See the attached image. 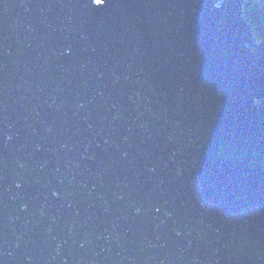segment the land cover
Segmentation results:
<instances>
[{
  "label": "water",
  "instance_id": "water-1",
  "mask_svg": "<svg viewBox=\"0 0 264 264\" xmlns=\"http://www.w3.org/2000/svg\"><path fill=\"white\" fill-rule=\"evenodd\" d=\"M0 264H264L242 0H0Z\"/></svg>",
  "mask_w": 264,
  "mask_h": 264
},
{
  "label": "trees",
  "instance_id": "trees-1",
  "mask_svg": "<svg viewBox=\"0 0 264 264\" xmlns=\"http://www.w3.org/2000/svg\"><path fill=\"white\" fill-rule=\"evenodd\" d=\"M244 16L253 25L259 41L264 42V0H243Z\"/></svg>",
  "mask_w": 264,
  "mask_h": 264
},
{
  "label": "rangeland",
  "instance_id": "rangeland-1",
  "mask_svg": "<svg viewBox=\"0 0 264 264\" xmlns=\"http://www.w3.org/2000/svg\"><path fill=\"white\" fill-rule=\"evenodd\" d=\"M242 4H243V0H242ZM243 8H244V5H243Z\"/></svg>",
  "mask_w": 264,
  "mask_h": 264
}]
</instances>
